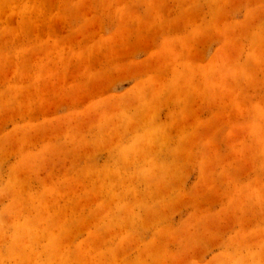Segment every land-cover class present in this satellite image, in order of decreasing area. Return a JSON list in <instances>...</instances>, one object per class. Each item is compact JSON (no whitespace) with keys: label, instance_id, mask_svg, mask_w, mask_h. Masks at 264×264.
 <instances>
[{"label":"rangeland","instance_id":"rangeland-1","mask_svg":"<svg viewBox=\"0 0 264 264\" xmlns=\"http://www.w3.org/2000/svg\"><path fill=\"white\" fill-rule=\"evenodd\" d=\"M0 264H264V0H0Z\"/></svg>","mask_w":264,"mask_h":264}]
</instances>
